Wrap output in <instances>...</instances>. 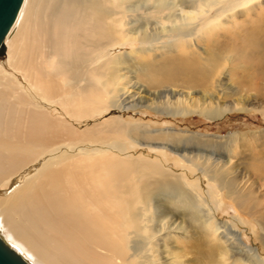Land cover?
I'll list each match as a JSON object with an SVG mask.
<instances>
[{"label": "bare ground", "instance_id": "bare-ground-1", "mask_svg": "<svg viewBox=\"0 0 264 264\" xmlns=\"http://www.w3.org/2000/svg\"><path fill=\"white\" fill-rule=\"evenodd\" d=\"M258 1L21 0L3 37V45L4 51L8 47L10 66L23 76L34 94H24L26 90L15 75L0 69V187L11 183L7 191L0 193V236L7 243L22 247L38 264H162L160 256L165 251L175 257L172 264H224L229 261L227 264H262L257 250L245 249L240 238L231 232L243 223L242 220L233 217L230 227L228 224L212 226L218 209L225 205L222 193L225 191L227 199L238 201L244 191L234 185L235 179H222V171L215 168L216 160L213 166H208L207 161L212 158L206 156L201 163L203 174L209 175L217 188L207 191L205 197L204 191L200 192L197 185L184 179L182 174L174 173L171 167L150 162L141 158L143 155L130 156L128 149L137 140H130L127 146L124 138L139 135L148 141L180 142L184 135L152 134L140 127L127 126L112 118L115 112L91 128L82 130L71 123V120L81 123L99 107L124 111L145 105L170 117L196 113L222 118L232 111L254 109L256 112L248 98L219 108L214 92L202 95L198 101L189 94L175 95L166 87V91L155 94L139 88L136 94L129 95L122 84L118 85V78L123 79L125 75L119 76V69L113 67L114 63H120L108 58L107 46L137 41L141 44L139 52L144 54L166 50V46L147 47L157 39L167 38L175 45L180 40L199 38L204 35L207 17L215 16L214 24L221 26ZM44 6L50 8L49 16L55 18L58 28L56 33L47 36L48 39L41 38L46 28L38 19ZM26 14L34 19L29 32L24 29L26 24L20 28L22 22L28 21L24 19ZM77 15L76 30L88 36L93 46L90 53L93 57L81 65L80 61L75 63L79 59V46L73 40L70 43L68 38ZM127 15L134 18L128 30ZM14 29L16 33L10 43ZM112 32L118 36L116 40ZM126 32L130 33L128 38H124ZM52 55L60 56L59 61L46 63L52 61ZM38 60L45 62L43 64L51 72L40 70ZM175 60L184 65L174 74L176 84L190 90L212 80L211 90L218 96L222 93L219 82L222 68L216 71L201 69L189 57ZM60 76L64 79L54 82L53 77ZM71 80H74L72 84ZM245 80L243 77L241 82ZM142 92L150 99H144ZM172 99L174 102L170 101ZM61 113L64 116L58 118ZM260 113L264 116V111ZM107 134L116 139L105 140L107 137L103 136ZM157 147L169 149L165 143ZM174 151L182 157L192 154L185 147ZM162 197L170 201L177 197L187 200V210L192 215L200 209L206 225L213 227L212 238L221 235L222 246L217 244L212 249L199 240L179 253L176 248L162 252L157 244L158 237L171 228L164 223L156 230L155 223L159 220L154 223L152 218L154 212H158L157 202ZM188 255L192 258L189 263L186 261Z\"/></svg>", "mask_w": 264, "mask_h": 264}, {"label": "rangeland", "instance_id": "rangeland-1", "mask_svg": "<svg viewBox=\"0 0 264 264\" xmlns=\"http://www.w3.org/2000/svg\"><path fill=\"white\" fill-rule=\"evenodd\" d=\"M243 10L237 16L226 20L221 26L214 24L215 20L213 17L215 16L207 17L205 20L206 29L203 31L204 35L201 36L202 38L199 37L201 40L193 37L180 40L176 44L174 42L175 45H171L172 42L167 38L157 39L149 45L146 44V46H149L147 48L156 49L160 46H166V50H151L145 54L139 52L141 44L137 41L129 43L123 41L107 46L109 53L113 52L112 56L108 54V58L110 60H118L120 63H114L113 67L119 69V76L125 75V77L123 79L118 78L117 82L118 85L122 84L124 86L129 95L136 94L139 88L147 93L150 92L149 94L171 90L175 95L183 96L189 94L194 101H198L202 95H211L214 92L219 108L224 105L234 104L236 100L248 98L252 107L257 109L256 112L254 109L249 112L232 111L222 118H209L196 113H188L183 117H170L147 108L145 105L124 111L99 107L94 108L90 117L82 119L81 123L72 120L71 123L83 130L91 128L94 124H99L113 116V119L120 120L127 126L140 127L143 131L152 134L174 132L184 135V139L180 142L148 141L142 139L139 135H129L127 137L124 136V138L127 146L131 144L130 140H137L128 149L130 156L138 158L143 155L141 157L143 159L153 163L161 162L165 166L171 167L174 173L182 174L184 179L187 178L192 184L197 185L200 192L204 191L203 195L205 194V197L207 196V191L210 189L217 190V188L210 180V176L203 174V164L201 163L206 160V156H211L212 158L211 161H207L208 166L212 165L214 160H216L218 165L215 168L222 171L221 173L224 176L222 179H235L236 183L234 185H238L244 191L242 192L243 196L238 201H231L227 199V192L224 191L222 193L221 196L225 200V205L218 209L212 226L220 227L228 224L230 227L233 217L242 220L243 223H240L236 229L232 228L231 232L240 238L245 249H256L258 260L264 264V116L260 113V111H264V0H259ZM49 13L50 8L48 6L40 9L39 23L46 28L41 34L42 39H48L47 36H51L58 31L55 25V18L50 17ZM29 16V14H26L24 19L28 21L22 22L20 25L22 29L26 24L24 29H27L28 32L33 26V23L31 24L32 20L34 22V19ZM126 19V30H128L130 25L132 26L134 18L127 15ZM77 20L78 15L72 23L75 29L74 27L70 29L68 38L70 43L73 40L75 45L79 46L77 49L79 59L75 63L80 61L78 63L81 65L93 57L92 55V57L90 56L93 46L88 36L85 37L82 32L76 30ZM15 33L16 29L12 31L9 38L14 37ZM111 34L113 38L115 37L114 40L118 38L115 32ZM129 35L130 33L126 32L127 37L124 35V38H128ZM13 37L9 39L10 43ZM162 40L164 41L162 42ZM177 57L194 59V65L205 70L212 69L216 71L222 68L223 74L219 80L222 93L218 96V93L216 94L215 91L211 90L212 80L190 90L185 89L180 84H176V79L173 80L174 74H176L178 68L184 66L176 62L175 58ZM59 59L60 56L52 55V61L46 63L56 62ZM43 63L45 62L38 60L37 67L47 74L50 73V69H47ZM160 65L161 67H159ZM164 65L165 67L168 65L171 67H167L168 69L165 71ZM158 67L162 69L158 70ZM0 69L15 75L17 82L22 84L26 90L24 94H34L29 89V83L25 81L20 73L14 72L10 66L8 47H5L3 58L0 60ZM142 71L147 73L150 71L149 73L153 75L151 74L152 76H150L149 73L148 75ZM243 77H246L244 83L241 82ZM53 79L54 82H57L64 79V77H53ZM165 80L167 81L166 83ZM73 82L74 80H71L70 84ZM151 87L152 89H150ZM141 96L146 100L150 99L144 92L141 93ZM94 101H96L95 98ZM170 101L174 102L173 99ZM109 102L110 99L107 100V104ZM43 105L49 107L46 102H43ZM53 108L56 107L53 106ZM56 111H58L57 108ZM111 112H115L116 115ZM63 116L64 114L61 113L58 118ZM64 134V132L61 134L62 138H64ZM104 137H107L105 140L114 141L116 139L113 135L108 134ZM163 143L165 145L168 144L169 149L157 147ZM184 147L192 154L182 157L177 151H174L175 149H184ZM10 185L11 183L9 182L5 188L0 187V193L7 191ZM208 200L210 201V198ZM185 202L188 201H184L181 197L171 201L166 197L158 199V212H156L158 214L154 212L152 217L154 223L157 219L159 220V222L155 223V229H159L164 223L165 227L171 228L166 230L165 233H160L161 235L158 237L157 244L162 249V252L167 248H169V251L176 248L179 253L186 246L194 245L199 240L205 241V244L208 245L207 247L212 249H215L217 244L222 246L221 235H218L215 239L212 238L213 227L206 225L204 222L205 217L200 209L197 207L199 211L196 209L198 212L193 211L196 215H192L188 212V206ZM8 243L29 264H38L22 247L16 246V244L14 245L11 242ZM160 257L162 264H172L173 261H176L175 257L169 256L166 251ZM191 259V256L188 255L186 261L189 263ZM236 260L239 263V259ZM227 263H230V261L224 264Z\"/></svg>", "mask_w": 264, "mask_h": 264}, {"label": "water", "instance_id": "water-1", "mask_svg": "<svg viewBox=\"0 0 264 264\" xmlns=\"http://www.w3.org/2000/svg\"><path fill=\"white\" fill-rule=\"evenodd\" d=\"M21 0H0V60L4 55L3 37L12 23ZM0 264H29L0 236Z\"/></svg>", "mask_w": 264, "mask_h": 264}]
</instances>
